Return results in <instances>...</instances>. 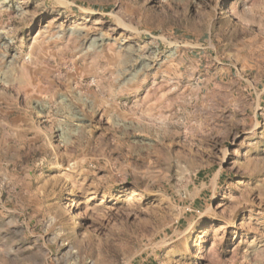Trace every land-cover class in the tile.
Listing matches in <instances>:
<instances>
[{
    "label": "rangeland",
    "instance_id": "374dc122",
    "mask_svg": "<svg viewBox=\"0 0 264 264\" xmlns=\"http://www.w3.org/2000/svg\"><path fill=\"white\" fill-rule=\"evenodd\" d=\"M0 264H264V0H0Z\"/></svg>",
    "mask_w": 264,
    "mask_h": 264
}]
</instances>
